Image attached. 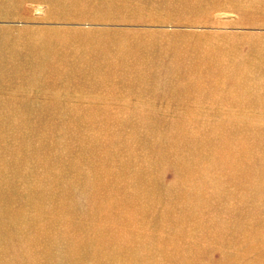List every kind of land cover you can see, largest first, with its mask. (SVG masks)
<instances>
[{"label": "rangeland", "instance_id": "rangeland-1", "mask_svg": "<svg viewBox=\"0 0 264 264\" xmlns=\"http://www.w3.org/2000/svg\"><path fill=\"white\" fill-rule=\"evenodd\" d=\"M0 264H264V0H0Z\"/></svg>", "mask_w": 264, "mask_h": 264}, {"label": "bare ground", "instance_id": "bare-ground-1", "mask_svg": "<svg viewBox=\"0 0 264 264\" xmlns=\"http://www.w3.org/2000/svg\"><path fill=\"white\" fill-rule=\"evenodd\" d=\"M42 67H43V66H42ZM39 69H41V67H40ZM39 69H38V71H39ZM119 70H120V69L117 70V69L114 68V73H115V72H118ZM51 71H52V72H53V71H54V72H55V71L57 72V71H62V70H60V69H58V68H54V67H52V68H51ZM181 99L186 100L184 97H181Z\"/></svg>", "mask_w": 264, "mask_h": 264}]
</instances>
